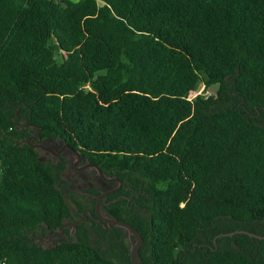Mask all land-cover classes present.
Segmentation results:
<instances>
[{
    "label": "trees",
    "instance_id": "trees-1",
    "mask_svg": "<svg viewBox=\"0 0 264 264\" xmlns=\"http://www.w3.org/2000/svg\"><path fill=\"white\" fill-rule=\"evenodd\" d=\"M32 135L123 182L141 264H264L221 236L264 235V0H0V264H133L90 220L42 245L96 200Z\"/></svg>",
    "mask_w": 264,
    "mask_h": 264
},
{
    "label": "flooded vegetation",
    "instance_id": "flooded-vegetation-1",
    "mask_svg": "<svg viewBox=\"0 0 264 264\" xmlns=\"http://www.w3.org/2000/svg\"><path fill=\"white\" fill-rule=\"evenodd\" d=\"M31 139L33 140L32 143L46 158L59 159L60 155L65 156L69 161V168L66 175L69 180V187L96 200V209L94 212L87 210L86 213L83 214V218L79 219L77 222L70 219L66 221L63 227L59 228L57 232H48L47 236L41 240V242L46 245L44 246L52 247L59 243L63 238H68L73 235L74 230L72 227H76L78 223L84 220H90V222H96L104 226L109 225L107 222H102L100 216L97 214L98 196L106 192L114 191L107 195L108 197L119 192L122 189V187L119 188L120 183L117 185V181H108L103 178L93 163L89 162L86 158H83L79 153L67 149L65 145H59L57 142L54 143L52 141L42 142V139L36 138L35 135H32ZM95 191L100 192L96 193ZM107 197L101 201V215L111 217L104 209V205L108 204ZM69 226L70 228H67ZM109 228L112 227L109 225ZM67 229L69 230L70 235L65 233V230Z\"/></svg>",
    "mask_w": 264,
    "mask_h": 264
},
{
    "label": "water",
    "instance_id": "water-1",
    "mask_svg": "<svg viewBox=\"0 0 264 264\" xmlns=\"http://www.w3.org/2000/svg\"><path fill=\"white\" fill-rule=\"evenodd\" d=\"M96 168L98 169L100 175L103 178H105L106 180H108V181H119L115 178L107 177L100 170V168L98 166H96ZM119 182H120L119 188H121L123 185V182L122 181H119ZM111 192H114V191H111ZM111 192H106V193H103V194L98 196L97 214H98V216H100L101 221L107 222L110 225V227L117 226V227L124 229L128 233V237H129V240L131 242V253L130 254H131L132 263L133 264H141L140 259H139V250L142 247L143 242H144V239H143L141 233L134 226H132L130 223H128L124 220L114 218V217H105V216L101 215V201L103 199H105L107 197V195H109ZM236 233H246L252 237L264 239V235H260V234L245 231V230L221 234V236H232Z\"/></svg>",
    "mask_w": 264,
    "mask_h": 264
},
{
    "label": "rangeland",
    "instance_id": "rangeland-1",
    "mask_svg": "<svg viewBox=\"0 0 264 264\" xmlns=\"http://www.w3.org/2000/svg\"><path fill=\"white\" fill-rule=\"evenodd\" d=\"M216 90H217V86H214V87H212V88L210 89L209 93L214 94V93L216 92ZM67 228H70V226L67 227ZM41 243H42V242H41ZM42 245H45V244L42 243ZM45 246H46V245H45Z\"/></svg>",
    "mask_w": 264,
    "mask_h": 264
}]
</instances>
